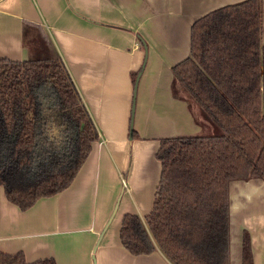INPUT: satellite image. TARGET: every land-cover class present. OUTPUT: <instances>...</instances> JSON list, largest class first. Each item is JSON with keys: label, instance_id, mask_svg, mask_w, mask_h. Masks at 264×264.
I'll use <instances>...</instances> for the list:
<instances>
[{"label": "crops", "instance_id": "1", "mask_svg": "<svg viewBox=\"0 0 264 264\" xmlns=\"http://www.w3.org/2000/svg\"><path fill=\"white\" fill-rule=\"evenodd\" d=\"M244 1L0 0V57L25 61L52 49L99 132L76 177L59 193L22 210L0 185V252H22L28 263L173 264L159 248L131 253L120 238L123 217L144 218L153 208L161 140L204 134L212 126L172 68L190 56L196 21ZM27 32L40 33L38 47L29 46ZM229 198L230 264H243L245 232L254 264H264V179L232 180Z\"/></svg>", "mask_w": 264, "mask_h": 264}, {"label": "trees", "instance_id": "2", "mask_svg": "<svg viewBox=\"0 0 264 264\" xmlns=\"http://www.w3.org/2000/svg\"><path fill=\"white\" fill-rule=\"evenodd\" d=\"M261 36L259 0L223 7L194 23L191 54L172 72L191 103L224 134L161 140L153 208L144 218L123 217L120 238L131 253L159 248L173 264H230V182L264 179ZM98 139L63 59L52 49L25 61L0 57V185L9 201L26 210L67 188ZM0 264L57 262L28 263L22 252H0ZM243 264H254L247 232Z\"/></svg>", "mask_w": 264, "mask_h": 264}, {"label": "rangeland", "instance_id": "3", "mask_svg": "<svg viewBox=\"0 0 264 264\" xmlns=\"http://www.w3.org/2000/svg\"><path fill=\"white\" fill-rule=\"evenodd\" d=\"M40 39H42V38H41L40 33H38V32H35V33L27 32V34H26V41L29 43V46H31V47H34V48L38 47L39 43H41ZM34 53L37 55V53L35 51H34ZM207 118H208V120L212 126L207 129L208 131L206 133L200 134V135H205V136L223 135L224 132L222 131V129H220L214 122H212L208 116H207ZM194 136H198V135H194Z\"/></svg>", "mask_w": 264, "mask_h": 264}, {"label": "water", "instance_id": "4", "mask_svg": "<svg viewBox=\"0 0 264 264\" xmlns=\"http://www.w3.org/2000/svg\"><path fill=\"white\" fill-rule=\"evenodd\" d=\"M144 66V65H143ZM140 76H141V73H139L137 79H136V86H135V89L137 88V85H138V81L140 79ZM134 108H135V105L133 106V112H134Z\"/></svg>", "mask_w": 264, "mask_h": 264}]
</instances>
